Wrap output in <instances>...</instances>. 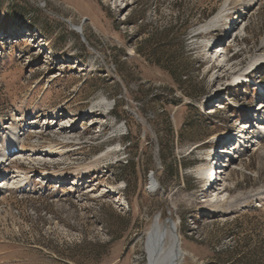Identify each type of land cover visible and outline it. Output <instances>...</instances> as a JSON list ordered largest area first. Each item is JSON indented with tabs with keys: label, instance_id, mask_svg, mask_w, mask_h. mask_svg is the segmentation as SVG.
I'll use <instances>...</instances> for the list:
<instances>
[{
	"label": "rangeland",
	"instance_id": "374dc122",
	"mask_svg": "<svg viewBox=\"0 0 264 264\" xmlns=\"http://www.w3.org/2000/svg\"><path fill=\"white\" fill-rule=\"evenodd\" d=\"M249 1L0 0V154L10 127L25 146L0 161V264H147L155 218L177 264H264Z\"/></svg>",
	"mask_w": 264,
	"mask_h": 264
},
{
	"label": "bare ground",
	"instance_id": "6f19581e",
	"mask_svg": "<svg viewBox=\"0 0 264 264\" xmlns=\"http://www.w3.org/2000/svg\"><path fill=\"white\" fill-rule=\"evenodd\" d=\"M226 18L228 21H232L235 18V16L226 17ZM76 27H77V31H79V32L82 31V26H76ZM213 49H214V46L211 47V50H213ZM254 61L256 62V59ZM241 77L244 78L247 76L239 75L236 78H241ZM97 103L106 104L104 102V99L97 101ZM68 120L74 121V117L70 116L68 118ZM63 132H65V131H63ZM21 134L19 132H17L14 127H10V129L7 130L6 136H8L10 138V142L8 145L5 146V150H6V151H4L5 153L0 154V161H3L7 156H12L17 152H21L24 149L25 146L21 143V140L24 137ZM23 134H25V133H23ZM55 147L52 145L49 146L50 150H48V151L49 152L52 151L51 153L57 152L58 149L56 150ZM0 165H1V163H0ZM215 168L218 169L219 167L217 166ZM214 171L215 170H213V172ZM209 172L213 173L212 169H210ZM220 174H221V172H219V175L217 176L218 179L221 177ZM213 179L215 180V177ZM19 181L20 182L23 181V178H19ZM150 182H151L150 184L153 186L155 181L153 178H151ZM4 183L8 184L9 182L7 180ZM211 185H212L211 188H213L214 184H211ZM120 196H121V194H120ZM217 203L222 204L220 201ZM176 238L179 242L176 225L171 220H168L165 223H159V220L157 218H155L153 223H152L151 228L145 234V236L143 238V243H142V248H143V252H144L147 264H168V261H170L173 253L175 252L176 246H175L174 242H175ZM179 247H180V244H179ZM179 249H180V255L174 264H177L182 257L183 252L181 251V248H179Z\"/></svg>",
	"mask_w": 264,
	"mask_h": 264
},
{
	"label": "water",
	"instance_id": "95a60500",
	"mask_svg": "<svg viewBox=\"0 0 264 264\" xmlns=\"http://www.w3.org/2000/svg\"><path fill=\"white\" fill-rule=\"evenodd\" d=\"M74 29L77 30V27H74ZM80 32H81V31H80ZM149 178L151 179V178H152V175H149ZM168 220H170V219H167L166 221H168ZM174 244H175V246H176V248H175V252L173 253V255H172L170 261H168V264H174L175 261L177 260V258H178L179 255H180V249H179L180 247H179V242H178L177 238L175 239Z\"/></svg>",
	"mask_w": 264,
	"mask_h": 264
},
{
	"label": "trees",
	"instance_id": "16d2710c",
	"mask_svg": "<svg viewBox=\"0 0 264 264\" xmlns=\"http://www.w3.org/2000/svg\"><path fill=\"white\" fill-rule=\"evenodd\" d=\"M128 163H129V162L127 161V162H126L127 165H125V166H128Z\"/></svg>",
	"mask_w": 264,
	"mask_h": 264
}]
</instances>
